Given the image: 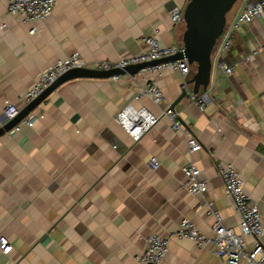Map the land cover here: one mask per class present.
<instances>
[{
  "label": "crops",
  "instance_id": "obj_1",
  "mask_svg": "<svg viewBox=\"0 0 264 264\" xmlns=\"http://www.w3.org/2000/svg\"><path fill=\"white\" fill-rule=\"evenodd\" d=\"M186 3L56 0L44 22L30 25L10 16L8 0H0V127L4 107L20 112L41 72L73 54L92 66L141 53L144 36L165 47L182 45L183 24L174 25L170 13ZM242 7V1L234 5L227 24ZM263 44L264 13L237 29L225 54L212 52L210 83L196 95L204 100L202 111L187 100L195 65L186 77L173 69L145 70L120 80L73 79L54 89L27 115L37 117L32 127L18 123L17 131L16 125L0 137V236L11 245L0 252V264H133L150 235L168 238L161 264H227L211 246L198 248L175 233L189 220L210 237L208 204L225 228L238 232L217 164L237 170L264 224ZM147 84L161 91L162 102L134 99ZM183 89L187 96L178 101ZM126 106L158 118L138 142L115 122ZM167 110L177 114L180 132L171 130ZM187 136L198 142V152H189ZM190 163L206 184L203 194L181 188ZM260 241L264 246V234ZM252 247L246 239V250Z\"/></svg>",
  "mask_w": 264,
  "mask_h": 264
},
{
  "label": "built area",
  "instance_id": "obj_2",
  "mask_svg": "<svg viewBox=\"0 0 264 264\" xmlns=\"http://www.w3.org/2000/svg\"><path fill=\"white\" fill-rule=\"evenodd\" d=\"M188 1V0H186ZM243 2V7L236 13L230 24L226 23L223 32L212 52L225 54L231 46L233 34L237 29L259 18L264 13V0L252 2L251 0H238ZM56 0H8L7 13L10 16L19 18L22 24H35L44 22L55 8ZM182 11L174 9L170 13L171 22L183 24ZM35 29L32 28L29 34H33ZM141 43L145 49L141 53L134 56H127L119 59L117 62H97L92 66H87L84 60L78 55L73 54L61 60L41 72L36 82L30 87L28 92L23 97L24 103L27 105L35 100L44 90L55 82L57 78L68 71L74 69H91L95 71H110L113 69H124L128 66L149 63L161 60L167 57L177 55L182 51V45L175 44L169 47L161 46L156 36H144L141 38ZM260 51H264V44L260 47ZM258 54L254 51L245 60L248 61L251 57ZM221 70L226 75L232 73L233 68L225 65H219ZM163 69H173L178 71L183 77H186L190 72V67L185 60L167 62L155 65L141 70H149L151 72H159ZM121 76L114 77L115 80H120ZM148 98L154 104H159L163 101L161 91L154 85L147 84L141 88L134 96L135 100ZM187 100L194 103L200 111L203 110V99H198L196 95H189ZM18 109L12 104H7L3 109V124L9 122L17 116ZM163 116L170 122V128L174 132L182 130V124L178 120L176 113L167 110ZM158 118L150 112L141 109H134L131 106H126L119 112L115 118V122L128 134L134 141L138 142L140 138L151 129ZM37 121V117L29 115L22 119L18 125L32 127ZM18 125L14 128L18 130ZM186 143L190 153H196L201 148L198 142L187 136ZM151 170H156L158 162L155 159L149 161ZM217 172L222 180L224 193L229 197L239 218V229L235 232L232 229L225 228L222 224L220 215L213 209L211 204H208L210 214L214 221L212 224V235L210 237L200 233L196 226L189 220L180 222L175 237L178 240H189L198 248L211 246L217 258L227 264H264V246L261 243V238L264 234V224L261 220V215L256 204L251 200L249 194L245 191L243 182L237 170L231 165H216ZM185 177V182L181 188L190 195L203 194L206 191L205 182L197 180L199 174L198 168L190 163L182 169ZM246 239L253 241L251 250H246ZM144 250L133 259V264H161L166 254L168 253V238L158 235H150L144 239ZM11 249L9 241L0 236V252L7 254Z\"/></svg>",
  "mask_w": 264,
  "mask_h": 264
},
{
  "label": "water",
  "instance_id": "obj_3",
  "mask_svg": "<svg viewBox=\"0 0 264 264\" xmlns=\"http://www.w3.org/2000/svg\"><path fill=\"white\" fill-rule=\"evenodd\" d=\"M238 0H188L182 11L183 32L181 36L182 51L172 57L128 66L124 69L95 71L91 69H74L55 80L40 96L24 107L15 118L0 127V137L13 129L22 119L30 114L54 89L62 83L73 79H112L124 74L134 76L141 70L167 62L185 60L196 66L193 77L187 82L192 85V95L199 91L206 92L210 83L212 68V51L226 26V18ZM187 96L183 89L178 101ZM173 110V107L171 108Z\"/></svg>",
  "mask_w": 264,
  "mask_h": 264
},
{
  "label": "rangeland",
  "instance_id": "obj_4",
  "mask_svg": "<svg viewBox=\"0 0 264 264\" xmlns=\"http://www.w3.org/2000/svg\"><path fill=\"white\" fill-rule=\"evenodd\" d=\"M252 2H257V1H254V0H251ZM239 1L236 2L235 6L237 5ZM233 9V8H232ZM231 12V11H230ZM228 16V15H227Z\"/></svg>",
  "mask_w": 264,
  "mask_h": 264
}]
</instances>
